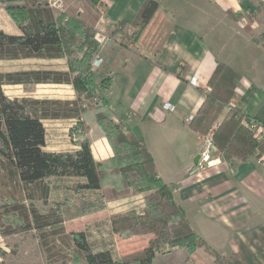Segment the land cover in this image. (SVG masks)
I'll return each mask as SVG.
<instances>
[{
	"label": "trees",
	"instance_id": "1",
	"mask_svg": "<svg viewBox=\"0 0 264 264\" xmlns=\"http://www.w3.org/2000/svg\"><path fill=\"white\" fill-rule=\"evenodd\" d=\"M150 4L151 0H145L131 24L124 20L117 24L107 23L103 28L110 31V35L101 45L93 32L100 19L101 0H78L67 14L59 17L49 7L48 0H0V5L5 6L21 32L15 35L0 30V62L68 61V71L35 69L0 73V182L14 189L1 202L0 228L10 217L21 223L16 228L22 231L35 229L40 234L47 259L54 261L57 256L67 255L66 264H155L161 255L171 252L162 251L166 244L173 250L185 248L188 256L204 249L214 258L215 264H249L241 254H219L192 227L184 208L175 198L176 185H169L158 177L154 159L143 140L114 118L106 98L113 78L107 76L97 82V70L93 69L95 57L100 56L103 63L108 64L119 51L127 48L124 38L137 42ZM129 26L135 29L133 35L124 32ZM261 42L264 44V35ZM241 77L230 66L219 62L208 82L211 91L190 122L192 130L202 136L213 124H219L214 144L228 161L264 157V139L257 138L248 125L258 121L230 106L231 100L239 96L236 89ZM38 85L72 86L77 97L75 100L11 98L4 89L6 86ZM91 100L94 106L85 104ZM91 112L114 153L111 175L138 172L150 184V191L142 199V212L137 211L139 200L137 202V195L129 186L105 187L104 165L93 155L86 127L85 118ZM49 120L74 121L77 129L73 127L70 134L81 135L77 141L80 148L66 152L47 151L45 122ZM67 178L76 180L70 188L79 196V204L68 209L67 220L94 215L106 211L111 203L131 199L133 206L129 211L118 218L113 216L109 233L114 238L117 235L134 243L140 240H136L137 237L143 238L144 249L120 256H115L109 245L95 250L89 231L67 233L62 213L41 212L37 201L47 204L52 197L51 191L55 190L54 180L61 186ZM17 195L23 198L17 199ZM52 203L61 205L56 201ZM14 226L9 225L11 229L5 234L18 232L12 229ZM0 255H5L1 249Z\"/></svg>",
	"mask_w": 264,
	"mask_h": 264
},
{
	"label": "crops",
	"instance_id": "2",
	"mask_svg": "<svg viewBox=\"0 0 264 264\" xmlns=\"http://www.w3.org/2000/svg\"><path fill=\"white\" fill-rule=\"evenodd\" d=\"M102 2L107 23L124 20L131 24L145 0H137L133 9L135 0L121 9L120 0ZM138 3L141 4L137 6ZM107 10L111 11L108 15ZM155 19L159 38L155 48L147 44L140 48L137 42L98 69L101 79L113 78L106 97L109 108L118 122L143 140L158 177L176 185L175 198L186 214L191 209L218 220L233 233L230 254L243 255L249 264H264V157L247 161L223 158L217 167L199 172L194 161L201 154L204 136L190 127L191 119L211 91L208 82L219 62L242 75L237 82L239 96L231 100L230 106L264 123V2L151 0L140 27L142 34ZM166 104L175 110L165 109ZM47 124L52 132L51 139L46 138L47 151L80 148L76 139L68 140L73 121L49 120L45 127ZM86 124L96 161L111 163L114 153L109 141L94 119ZM214 125L218 129L219 124ZM53 183L51 196L62 197L65 190L58 180ZM136 197L140 212L142 195ZM132 206L128 200L111 203L106 211L88 216L89 224L106 227L112 221L110 216L124 214Z\"/></svg>",
	"mask_w": 264,
	"mask_h": 264
},
{
	"label": "rangeland",
	"instance_id": "3",
	"mask_svg": "<svg viewBox=\"0 0 264 264\" xmlns=\"http://www.w3.org/2000/svg\"><path fill=\"white\" fill-rule=\"evenodd\" d=\"M60 1L62 3V6L60 8L53 9L56 17L67 14L72 4H78V0ZM129 1L130 0H120L119 9L125 6ZM136 1L137 0H135V2L133 3L132 9L135 8L134 4H136ZM49 3L50 0H48V5ZM140 4L141 3H138L137 6H139ZM79 10L80 12H82L81 8ZM109 10H107V15L111 12H109ZM98 11L100 13V19L97 25H95V27L93 28V32L95 33V37L105 36V40L100 43L101 45H104L108 40L110 31L104 30L103 28L105 25H108L106 21V9L103 2L102 5L98 6ZM157 14H159V12H157ZM146 27V29L144 28L145 30H143L144 33L140 35L139 40L137 41L138 46H140L141 48V46L147 44L148 46L151 45L149 48L153 49L155 48V45L158 43L159 39L157 38L158 35L156 30L158 29L156 19ZM0 30L6 32H14L19 30L18 26L6 12V8L4 5H0ZM126 31H128L130 35H133L135 33V29L132 28L125 29L124 32ZM137 42L132 43L130 39L124 38V43L127 44V46L136 44ZM35 69L68 71V61L24 60L10 63L0 62V73ZM105 69L106 68L104 67L103 70L105 71ZM99 70H97V82H101L102 80V72H100ZM4 89L6 94L11 98L32 97L38 99L75 100L77 97L74 88L72 86L66 85H38L35 87L6 86ZM98 92V94L100 95L101 91ZM85 104L94 106V101H86ZM93 115L94 114L91 112L86 116V123L93 122ZM213 126L214 124L211 127ZM73 127L77 129L75 124L72 126V128ZM211 127L207 134L210 132ZM45 128L47 131V139L49 140L51 139L52 132L48 124ZM72 128H70V130L68 131L70 138L68 140L73 141V139H76V141H79V139H81V135L75 134V136H71L70 133ZM79 133L82 134V130H80ZM201 150H203V146ZM219 153L221 157H223L220 151ZM103 165V171L104 173H106V177L104 179V184L106 185V187L113 185L117 186L118 188H124L129 186L134 194L142 195L141 199H143V197L150 191L151 186L148 181L142 176V174L138 172H131L126 176L111 175V163L108 162L106 164L104 163ZM164 168L165 167H161V169ZM64 181L65 183L61 184V189L65 190L64 192L62 191V197L58 195L56 198H53L52 195L47 204H43V202L37 201V208L41 212L48 215H51L53 211L62 213L65 220L64 228L67 233L89 231L91 236L90 241L95 250L103 249L105 248V246L109 245L114 255L120 256L144 249L145 240L143 242V238L137 237L136 240H140L136 243L117 235L114 238V236L109 233L108 224L106 225V229H104L103 226H101V229L95 228L94 223V225L89 224L91 221L88 219L91 218L88 216L79 219L67 220L66 217L70 215V211L68 209H73L79 204V196L73 193L70 188L76 180L73 178H67ZM12 191H14L12 186H5L0 182V205L2 204V201L6 200L7 195L12 194ZM16 198L21 199L23 198V196L17 195ZM129 200L131 199H128V201ZM52 201L59 202L61 205L55 206ZM66 201H68V205L64 204ZM139 206V210L140 212H142L144 209L142 208L144 206L143 203H140ZM186 211L192 227L215 251L224 256H228L233 252V233H231L229 229H225L221 224H219L218 220L207 218L205 213L195 212L191 209H188ZM120 216H122V214ZM111 217L113 218V216H110V218ZM115 218H118V216H116ZM4 223L5 224L3 225V227L0 228V249L5 253V255H0V264H66V259H68L67 255H62V257L57 256L54 260L55 262L53 260L47 259V254L46 252H44V249L41 246L40 234L35 229L31 231H22L20 228H16L21 226V223L18 224L15 219L10 217H7L6 220H4ZM13 224H15L16 226H14L12 229H17L16 231L18 232L11 235H6L5 232L8 230V228H10L9 225ZM256 226L257 223L256 225H254V227ZM249 228H253L252 225H249ZM114 244L115 247L113 246ZM162 251L171 252L165 256L161 255L160 258L155 262V264H215L214 258L204 249H198L194 254L188 256L185 248L178 247L173 250L166 244L164 245Z\"/></svg>",
	"mask_w": 264,
	"mask_h": 264
},
{
	"label": "built area",
	"instance_id": "4",
	"mask_svg": "<svg viewBox=\"0 0 264 264\" xmlns=\"http://www.w3.org/2000/svg\"><path fill=\"white\" fill-rule=\"evenodd\" d=\"M264 2V0H261ZM62 3L60 0H50L49 7L53 10L56 8H60ZM54 11V10H53ZM96 39L99 43L105 40V36H96ZM103 65V59L100 56L95 57L93 61V69L96 71ZM196 84L195 81L192 82ZM165 109L174 111L175 107L170 104H166L164 106ZM192 120V119H191ZM250 129L255 133V136L261 140L264 139V126L259 124L256 121H251L248 124ZM217 127L214 125L210 132L203 137V150L200 154V160L197 165L198 171L203 172L208 168L217 167L222 163L223 157H221L219 150L216 148L214 144V135Z\"/></svg>",
	"mask_w": 264,
	"mask_h": 264
},
{
	"label": "water",
	"instance_id": "5",
	"mask_svg": "<svg viewBox=\"0 0 264 264\" xmlns=\"http://www.w3.org/2000/svg\"><path fill=\"white\" fill-rule=\"evenodd\" d=\"M199 160H200V156H198V157L195 159L194 164H195V165H198Z\"/></svg>",
	"mask_w": 264,
	"mask_h": 264
}]
</instances>
